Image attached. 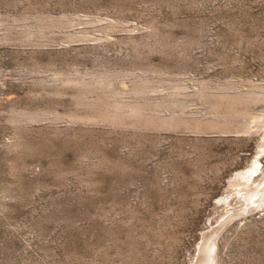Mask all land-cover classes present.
Masks as SVG:
<instances>
[{
	"label": "rangeland",
	"instance_id": "rangeland-1",
	"mask_svg": "<svg viewBox=\"0 0 264 264\" xmlns=\"http://www.w3.org/2000/svg\"><path fill=\"white\" fill-rule=\"evenodd\" d=\"M242 91L264 93V0H0V264H264V129L207 131ZM108 92L176 127L103 121ZM246 108L238 129L264 95Z\"/></svg>",
	"mask_w": 264,
	"mask_h": 264
},
{
	"label": "bare ground",
	"instance_id": "bare-ground-1",
	"mask_svg": "<svg viewBox=\"0 0 264 264\" xmlns=\"http://www.w3.org/2000/svg\"><path fill=\"white\" fill-rule=\"evenodd\" d=\"M105 77H106V75H104ZM104 76H101V77H104ZM98 78L96 81H95V84H98V82L99 83H102V84H99V85H105L106 87L109 85V80H107L106 78ZM108 78V77H107ZM141 78H142V80H141ZM109 79V78H108ZM117 79V78H116ZM92 80H95L94 78L92 79ZM148 78L147 77H145L144 76V78L143 77H140V84H138V86L133 90V93L132 92H130V93H132V94H134V95H138V96H142V95H145L146 94V92H145V88H146V85H147V82H148ZM150 81V80H149ZM68 82H72V83H75L76 85L78 84V85H80V86H82V87H84V88H89V87H91V84L94 82H89V81H86V80H80V79H70V80H68ZM97 82V83H96ZM115 82V81H114ZM112 84V83H111ZM146 84V85H145ZM109 87V86H108ZM207 91V89L205 88V87H203V88H201V89H199L196 93H195V95H197L198 97H200V98H204V100H205V98L207 99L208 97H211V96H209V95H211V94H209V93H207L206 92ZM112 92V91H111ZM110 92H108V93H106V94H109ZM115 93V92H114ZM103 94H104V92H103ZM115 94H118V93H115ZM122 94V93H121ZM193 94V93H192ZM192 94H191V96H192ZM110 95L112 96V94L110 93ZM114 95V94H113ZM171 95H173V94H171ZM216 95V94H215ZM224 95V94H223ZM222 95V98H221V100L222 101H224V100H226L227 102H228V104L229 105H227V108H223V109H225V111H223L222 110V106L221 105H223L222 103H220V104H213V105H211V107H209L210 109H209V111L211 110V111H213V113L215 114V117H213V118H216V117H219L220 119L218 120V119H216L217 121H215V119L214 120H212V119H210L211 121H212V123H211V121L209 122V123H211L210 124V126H208L209 128H208V130L207 131H209V130H214V129H221V128H219V125H223L224 126V124H225V126L228 124V123H230L231 121L233 122V119H235L234 121H236V118H237V120L241 117H246V116H248V106H247V108H246V105H251V103H252V105H253V103L254 102H258V101H262L263 100V95H264V93H259V92H256V91H245V92H235V93H232V94H226V95H224L223 96ZM104 96V95H103ZM105 96V98H107V100H105L103 97H102V99L104 100H101V99H99V98H97L96 97V101H93V102H91V103H89V104H87V106L88 107H90L91 109H93V110H96V111H98L99 113H100V116L102 117V120L103 121H107V122H114V124L116 123V122H118L117 124H119V123H122L125 119H133V120H136V121H138L139 122V124H141V125H151V124H153L155 127H159L160 128V126H161V124H163V126H164V122H165V124H166V121H168V126L169 127H176V123H177V121H178V119H176V116L174 115H171V116H169V118L166 120V119H164V117H163V119L161 118V117H159V116H155V114L154 115H152V113L150 114V113H148V111H149V109H150V105H151V103H148L146 100H144V101H136V100H134V102H127V100H126V102H123L118 96H116V97H114V96ZM174 96V95H173ZM176 96V95H175ZM189 96V95H188ZM213 96V95H212ZM99 97V96H98ZM112 99H111V98ZM120 97H121V95H120ZM124 97H126V96H124ZM194 97V96H193ZM218 97V96H217ZM101 98V97H100ZM108 98H110V99H108ZM143 98V97H142ZM219 98V97H218ZM97 99H99V100H97ZM138 99V98H137ZM215 99H216V96H215ZM124 101H125V99H123ZM176 101V100H175ZM174 101V103H176ZM218 101V100H217ZM220 101V100H219ZM163 102V101H162ZM179 102V101H178ZM177 102V103H178ZM226 102V103H227ZM173 103V102H172ZM176 103V104H177ZM180 103V102H179ZM183 103L185 104V102L183 101ZM205 103V102H204ZM212 103H214V102H212ZM184 104H182L181 103V105H183V107H184ZM158 105V104H157ZM180 105V104H179ZM230 105H233L232 107L233 108H228ZM236 105H238L237 107H239L240 106V108H241V106H242V108L240 109V110H238V108L236 109L235 108V106ZM163 106V105H162ZM157 107V106H156ZM167 107H169V106H167ZM171 107V106H170ZM224 107H226V106H224ZM158 108H159V106H158ZM162 108V107H161ZM165 108V107H164ZM169 109V108H168ZM227 109V110H226ZM150 112H152V111H150ZM207 113V112H206ZM213 113H212V115H213ZM157 114V113H156ZM56 115H58V114H56ZM250 115H251V113H250ZM211 116V115H210ZM212 117V116H211ZM97 118V117H96ZM165 118H167L166 116H165ZM181 118V117H180ZM250 119H251V122H250V124H245L246 126H242V128H237V126H235V124H232V122L230 123V124H228V126L230 125V126H235L237 129H232V128H228V126H226V127H224V129L223 130H227L228 132H236V133H238V132H242V133H245V134H248V133H250L251 131H252V129H253V127H258L259 129H264V115H256V116H250L249 117ZM52 119V118H51ZM74 119H76V118H74ZM124 119V120H123ZM194 119V118H193ZM207 119V118H206ZM249 119V120H250ZM55 120V119H54ZM89 120V119H88ZM97 120V119H96ZM122 121V122H119V121ZM166 120V121H165ZM202 120V119H201ZM204 120V119H203ZM86 121V120H85ZM97 121H100V120H97ZM191 121V120H190ZM170 122V123H169ZM208 122V121H207ZM98 123V122H97ZM161 123V124H160ZM183 123V122H182ZM187 123V122H186ZM199 123V122H198ZM200 124V123H199ZM219 124V125H218ZM149 125V126H150ZM187 125V124H186ZM197 125V127H198V124H196ZM203 125V124H202ZM202 125H201V127H202ZM221 125V126H222ZM152 126V125H151ZM163 126H161V127H163ZM192 126V125H191ZM139 127V126H138ZM200 127V128H201ZM196 129V128H195ZM207 129V128H206ZM197 130H199L200 131V129L198 128ZM202 131V130H201ZM205 130H203V133H205L204 132ZM223 132V131H222ZM258 168H259V162H256L254 165H252V166H250V167H248L243 173H240L238 176H237V178L235 179V180H232V181H230V184H234L235 183V185H237V184H239V182H241V181H244L245 183H248L250 180H251V178H252V176H254V174L258 171ZM259 176V175H258ZM264 176V171H262L261 170V174H260V176L259 177H256V178H252L253 180H252V183H259V181H260V179H261V177H263ZM264 182V181H263ZM244 183V184H245ZM242 185H244L243 183H241ZM234 185V186H235ZM240 186V185H239ZM233 187V186H232ZM260 195H259V192H258V190H256L255 192H252L251 193V195L247 198V200H246V202L247 203H250V202H252L253 201V199L254 198H256V197H259Z\"/></svg>",
	"mask_w": 264,
	"mask_h": 264
}]
</instances>
